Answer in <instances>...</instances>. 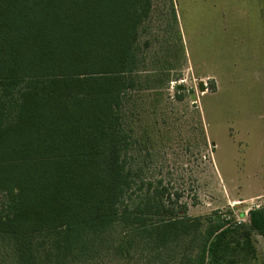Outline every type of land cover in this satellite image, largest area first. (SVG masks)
I'll list each match as a JSON object with an SVG mask.
<instances>
[{
  "label": "trees",
  "instance_id": "trees-1",
  "mask_svg": "<svg viewBox=\"0 0 264 264\" xmlns=\"http://www.w3.org/2000/svg\"><path fill=\"white\" fill-rule=\"evenodd\" d=\"M151 6L0 0V264L256 259L264 205L247 222L191 217L175 210L177 192L170 200L160 181L132 168L141 139L131 135L139 95L131 89ZM170 13L177 22L172 3ZM151 76L142 88H156Z\"/></svg>",
  "mask_w": 264,
  "mask_h": 264
},
{
  "label": "rangeland",
  "instance_id": "rangeland-1",
  "mask_svg": "<svg viewBox=\"0 0 264 264\" xmlns=\"http://www.w3.org/2000/svg\"><path fill=\"white\" fill-rule=\"evenodd\" d=\"M151 3L131 89L139 94L131 135L141 139L132 168L160 181L170 200L177 192L175 210L247 222L264 205V0ZM147 76L156 88H142ZM254 238L251 264H264V236Z\"/></svg>",
  "mask_w": 264,
  "mask_h": 264
}]
</instances>
